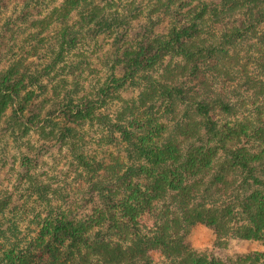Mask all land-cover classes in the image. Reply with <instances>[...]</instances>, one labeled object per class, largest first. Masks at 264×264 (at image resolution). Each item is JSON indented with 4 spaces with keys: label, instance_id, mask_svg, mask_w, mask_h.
Instances as JSON below:
<instances>
[{
    "label": "trees",
    "instance_id": "1",
    "mask_svg": "<svg viewBox=\"0 0 264 264\" xmlns=\"http://www.w3.org/2000/svg\"><path fill=\"white\" fill-rule=\"evenodd\" d=\"M94 1L64 0L59 17L91 8L83 16L91 26L87 32L114 35L126 47L111 67H120L119 75L112 74L96 97L63 90L66 83L54 71L62 51L43 69L30 71L27 62L37 56L38 43L0 71V135L17 148L15 185H0V264H264V251L227 249L233 239L264 246V40L256 44L259 56L241 63L237 27L221 34L225 43L219 46L214 34L201 32L209 11L217 18L247 16L244 24L256 36V26L264 24V0H219L226 9L218 15L205 0L179 3V9L190 6L185 14L173 8L180 0H167L157 5L162 18L154 25L170 13L184 22L175 19L164 36L132 44L127 20L135 11L112 10L114 0H103L104 8ZM81 28L69 40L64 30L63 42L75 44ZM165 56L171 57L158 79H147L145 94L165 104L171 126L142 125L133 117L128 129L118 114L111 128L125 147L124 161L112 152L98 160L90 171L97 180L80 202L68 203L61 187L34 181L44 155L70 146L106 98L115 100L121 87L138 84ZM60 68L62 74L70 67ZM219 81L227 89L235 82L236 88L216 92ZM215 107L222 119L211 115ZM76 157L84 166L92 160ZM26 203L32 215L24 233L17 211ZM196 226L213 231V250L191 247L188 235Z\"/></svg>",
    "mask_w": 264,
    "mask_h": 264
},
{
    "label": "rangeland",
    "instance_id": "2",
    "mask_svg": "<svg viewBox=\"0 0 264 264\" xmlns=\"http://www.w3.org/2000/svg\"><path fill=\"white\" fill-rule=\"evenodd\" d=\"M114 1L115 5L111 8L114 11H123L126 8L135 11L133 14L135 18L127 20L129 21V23L127 22L129 26L128 39L132 38V40H128V43L131 44L133 41L148 42L164 36V33H167L171 28L170 26L175 23V19L177 22H184V18L180 17L177 19L175 16L172 17L170 13L169 17L164 19L163 24H160V21L157 25H154L159 18H162L161 13L157 11L159 10L157 5L161 6L167 3V0H159V2L158 0ZM63 2L64 0H3L0 2V71L8 68L13 60L22 57L31 45L38 43L37 56H31L27 62L30 71L43 69L59 51H62V54H60L63 57V62H60L59 69L56 67L54 71L59 73L56 79H61L66 83V89L63 90H75V96L91 94L92 97H96L98 95L96 92L100 93V89L104 88L102 86L109 84L112 74L119 75L121 68L112 70L111 67L114 57H123L126 47L123 46L122 48V43L116 44L114 35L108 37L107 34H101L93 37L90 31L92 28L87 32L88 27L91 26L88 22L89 25L86 22L84 23L83 16L91 8L83 7V10L74 11L68 17H61L60 19L59 16L63 14V11H61ZM205 2L208 6L215 7L217 15L226 9L219 0H205ZM104 3L105 1L103 0L94 1L95 5L101 7H103ZM179 3L185 2L180 0L177 4H174L173 8H176L174 10L185 14L190 6L179 9ZM215 17L209 11L205 14L201 26L202 34H214V43L219 46V42L225 43L220 39L221 34H225L226 31H231L233 27H237L241 35L238 38V42H241V49H238V54L241 58L240 62L243 63L248 55L259 56L255 48L259 47L256 45L257 43H263L264 24L256 26V36H254L248 25L244 24L249 19L247 16L238 14L233 17ZM73 25L76 28L72 30L70 28ZM78 26H82V38L79 35V39L72 45L64 43L61 33L66 30V40H69V37L75 35V30ZM116 45L118 48H116ZM60 46H63L64 49L61 50ZM76 51L81 54V59L74 58ZM42 55L46 57L45 60L40 59ZM170 57L165 56L159 65L144 72V78H139L138 84L128 83L121 87L115 100L106 98L105 105L91 114L92 120L90 122L87 121L82 128L78 129L76 138L70 146L65 145L61 150H57V147H55L52 152L42 157L35 170L34 181H46L50 185H54L53 187H61L60 191L65 195L64 201L68 203L80 202L83 197H88L89 193H85V191L88 189L90 181L94 182L97 180V177L92 176L90 171L96 166L98 160L106 161V155L112 152L120 156L121 161H124L125 147L118 143L119 134L115 133V130L113 131L111 128V124L114 123L118 114L124 116L123 123L128 129L131 124L135 123L133 117L142 125L151 121L153 125L164 124L171 126L173 116L166 113L165 104L157 100L155 96L149 99L145 94L148 92L147 79H158ZM178 60L180 61V58H173V61ZM62 65L70 68H63V73L60 74ZM221 83L219 81L213 88L216 92H221V89H223L229 93L233 87L236 88L235 82L230 84V89H227ZM239 91L237 89V92ZM220 98L222 99V96ZM211 115H217L218 119L224 117L218 107H215ZM76 144L77 150H72L71 148ZM80 154L86 155L89 160L92 159L87 166H84L76 159V156ZM16 155V144L12 142L8 135H0V185L8 187L9 190L15 185ZM100 175H105V173L101 172ZM19 190L21 192L22 188L19 187ZM14 192L16 196L20 193L15 189ZM19 211L22 212L23 219L18 221V226L20 231L26 233L25 229L27 226L25 227V225L30 222L32 212L29 210L28 203L23 208H19L17 212L19 213ZM188 240L191 247L197 251L214 249L215 236L208 227L196 226L192 228L189 232ZM227 249L230 252L248 253L264 251V246L257 242L233 239L227 243Z\"/></svg>",
    "mask_w": 264,
    "mask_h": 264
}]
</instances>
